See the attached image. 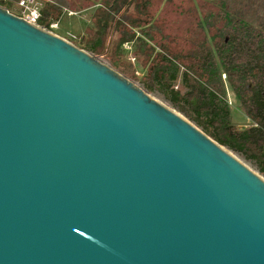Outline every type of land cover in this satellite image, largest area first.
<instances>
[{"label": "water", "instance_id": "water-1", "mask_svg": "<svg viewBox=\"0 0 264 264\" xmlns=\"http://www.w3.org/2000/svg\"><path fill=\"white\" fill-rule=\"evenodd\" d=\"M0 264H264V182L0 6Z\"/></svg>", "mask_w": 264, "mask_h": 264}, {"label": "rangeland", "instance_id": "rangeland-1", "mask_svg": "<svg viewBox=\"0 0 264 264\" xmlns=\"http://www.w3.org/2000/svg\"><path fill=\"white\" fill-rule=\"evenodd\" d=\"M67 8L62 10L60 19L52 33L67 40L77 48L97 57L103 63L133 82L147 94L170 106L181 117L203 132L181 105H173L151 83L148 70L158 64V54L186 63L191 56L204 55L211 50L215 54L214 42L230 36V28L236 19H241L255 30L264 34V0H65ZM9 12L18 15L14 3H8ZM109 14V15H108ZM111 18H108V16ZM109 20L110 24L102 35V46L97 56L90 51V46L101 37L98 34L100 20ZM111 25L113 28H111ZM113 30V33H112ZM121 32L133 33L135 38L129 42L131 51H126L119 40ZM110 42V49L105 52ZM131 43V44H130ZM201 49V54H198ZM236 60H247L246 55H253L252 42L237 40L235 43ZM129 53L135 58V65L129 59ZM261 62V61H260ZM259 61L257 63H260ZM149 68V69H148ZM180 73L172 90L181 95L186 92L181 83ZM264 78V75H261ZM226 100L231 111V122L237 130L253 126L245 115L228 79L222 74ZM231 155H237L249 163L258 172L256 163L246 160L242 155L224 147ZM260 174V172H259ZM263 178L264 176L260 174Z\"/></svg>", "mask_w": 264, "mask_h": 264}, {"label": "trees", "instance_id": "trees-1", "mask_svg": "<svg viewBox=\"0 0 264 264\" xmlns=\"http://www.w3.org/2000/svg\"><path fill=\"white\" fill-rule=\"evenodd\" d=\"M49 1L44 5L39 22V25L46 29L59 21L62 10L67 8L65 0ZM0 6L9 10L6 2L0 1ZM109 24L107 19L99 22L98 34L101 37L90 46V51L97 56L106 55L101 52L98 55V49L102 46V35ZM230 31V36L219 42L215 41L216 36L210 37L215 44V54L208 50L199 57L191 56L183 64L174 58L158 54V64L148 68V76L150 74L151 83L158 87V91L173 105H181L211 139L256 163L260 174L264 176V78H261V75H264V34L241 19L234 20ZM121 33L124 37L119 40L120 45L135 38L133 33ZM237 40L252 42L254 54L246 55L250 61L236 60ZM110 47L109 42L105 52ZM198 54H201V49ZM258 61L261 62L257 63ZM181 67L184 69L181 83L186 89L182 95L171 88L178 79ZM222 74L227 77L228 84L242 105L245 115L253 122L250 128L237 130L232 124L231 111L221 80Z\"/></svg>", "mask_w": 264, "mask_h": 264}, {"label": "built area", "instance_id": "built-area-1", "mask_svg": "<svg viewBox=\"0 0 264 264\" xmlns=\"http://www.w3.org/2000/svg\"><path fill=\"white\" fill-rule=\"evenodd\" d=\"M0 1L6 3H14L18 10L17 17L22 18L28 23L37 26H40L39 22L42 18V10L44 8V5L50 2L49 0H0ZM55 27H56V23H52L47 30L52 31V29H54ZM123 48L126 51H131L129 42L124 43ZM128 59L133 65L136 64L135 58L130 53L128 55Z\"/></svg>", "mask_w": 264, "mask_h": 264}, {"label": "bare ground", "instance_id": "bare-ground-1", "mask_svg": "<svg viewBox=\"0 0 264 264\" xmlns=\"http://www.w3.org/2000/svg\"><path fill=\"white\" fill-rule=\"evenodd\" d=\"M149 95V94H148ZM152 99L158 101L159 103H161L162 105L166 106L167 108L171 109L170 106L165 105L164 103L160 102L159 100H157L154 96L149 95ZM172 110V109H171ZM173 111V110H172ZM176 113V112H175ZM178 114V113H177ZM225 151H227L225 149ZM228 152V151H227ZM229 153V152H228ZM230 154V153H229ZM231 155V154H230ZM234 159H236L238 162H240L242 165H244L246 168H248L251 172H253L255 175H257L263 182H264V178L259 174V172L253 168L249 163L245 162L242 158L238 157L237 155H231Z\"/></svg>", "mask_w": 264, "mask_h": 264}, {"label": "crops", "instance_id": "crops-1", "mask_svg": "<svg viewBox=\"0 0 264 264\" xmlns=\"http://www.w3.org/2000/svg\"><path fill=\"white\" fill-rule=\"evenodd\" d=\"M16 10H17V8H16ZM18 11V10H17ZM58 22V21H57Z\"/></svg>", "mask_w": 264, "mask_h": 264}]
</instances>
